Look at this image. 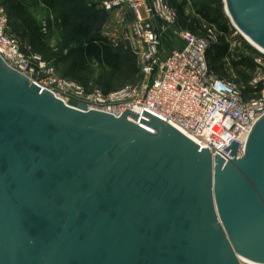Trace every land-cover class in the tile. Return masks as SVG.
Masks as SVG:
<instances>
[{"label": "water", "instance_id": "95a60500", "mask_svg": "<svg viewBox=\"0 0 264 264\" xmlns=\"http://www.w3.org/2000/svg\"><path fill=\"white\" fill-rule=\"evenodd\" d=\"M264 49V0H223ZM224 161L142 111L64 101L0 56V264H264V115Z\"/></svg>", "mask_w": 264, "mask_h": 264}, {"label": "built area", "instance_id": "2783aa9c", "mask_svg": "<svg viewBox=\"0 0 264 264\" xmlns=\"http://www.w3.org/2000/svg\"><path fill=\"white\" fill-rule=\"evenodd\" d=\"M127 3L135 18L125 30L137 56L138 68L147 83L143 89H120L95 96L89 104L81 93L70 98L88 109L102 110L120 116L125 109L139 115L146 111L182 131L200 147H208L212 156L227 161L232 158L227 148L234 140L241 156L248 135L256 121L264 115V95L245 98L234 85L223 83L210 74L206 52L209 38L178 29L183 46L166 51L162 38L174 24V11L168 0H105L106 9H116ZM20 42L9 34L6 19L0 16V56L13 69L30 81L56 92H65L69 84L56 75L54 66L38 55H29ZM68 88V89H67ZM69 99V100H70ZM241 264H259L242 259Z\"/></svg>", "mask_w": 264, "mask_h": 264}, {"label": "rangeland", "instance_id": "374dc122", "mask_svg": "<svg viewBox=\"0 0 264 264\" xmlns=\"http://www.w3.org/2000/svg\"><path fill=\"white\" fill-rule=\"evenodd\" d=\"M49 1V4H48ZM54 1V2H52ZM174 11L175 21L162 38L165 50H171L183 46V41L178 35L177 20L179 18L178 6H181L185 15L191 16L194 21L191 23L195 34L209 38V53H206V60L210 74L219 82L234 85L237 90H245V84L237 82L236 68L233 61L243 54L254 58L258 64L249 87L255 89L258 83L261 84L259 91H250L245 98H258L264 95V54L254 48L242 35L240 30L232 23L225 12L223 0H168ZM90 0H0V16L6 19L7 31L13 35L29 55H38L43 60L54 66L56 75L69 84L65 92H56L67 101L77 93H81L80 99L83 102H94L95 96L103 95L120 89H143L147 83L138 68L137 56L130 43L123 37L126 28L131 25L135 18V12L127 3L120 6L119 10L103 9L95 12ZM11 5H18L12 10ZM203 5L212 16L222 15L217 23L227 26V32L219 30L216 24L208 23L198 12ZM66 11L70 13L71 21L88 23L93 18L96 33L105 38L113 51L122 54V61L117 69L108 65L99 64L93 56L85 57L79 52V44L72 41L66 35L65 29L61 26L59 13ZM101 12V13H100ZM91 15V16H89ZM36 26L39 29L40 41L33 38L30 28ZM94 32V33H95ZM223 47L227 48V55L214 61L215 54H218ZM38 49H42L41 53ZM222 67L221 70L217 69ZM138 68V69H137ZM239 69V68H238ZM241 69V68H240ZM246 71V70H245ZM247 72V71H246ZM248 73V72H247ZM109 85V91L105 92V86Z\"/></svg>", "mask_w": 264, "mask_h": 264}, {"label": "trees", "instance_id": "16d2710c", "mask_svg": "<svg viewBox=\"0 0 264 264\" xmlns=\"http://www.w3.org/2000/svg\"><path fill=\"white\" fill-rule=\"evenodd\" d=\"M54 2V1H52ZM49 4V1H48ZM18 5H11L12 10L16 9ZM90 12L93 14L92 16H96L97 12L100 11L99 9H95V12L92 11V7L89 8ZM179 10V18L177 20V26L180 29H186L191 32H195L194 29L191 26V23L194 21V19L189 16L185 15L184 12L181 9V6H178ZM198 12L204 17V19L211 24H216V26L219 27V30L223 32H227V26L226 25H220L217 23L218 19L222 17V15L218 16H212L209 12H207V7L203 5L202 8L198 9ZM101 13V12H100ZM61 22V26L65 29L66 36L71 39L72 41L78 42L79 46V52L81 55L88 57L93 56L99 64L108 65L114 69H117L122 61V54L117 51H113V49L110 47V45L106 42L105 38H102L97 35L95 32L97 27L95 26V20L91 18V21L88 23L78 22L74 24L71 21L70 13L66 11H62L58 14ZM91 16V15H89ZM30 32L33 36L31 43L34 41L39 42L40 41V34L38 27L33 26L30 28ZM95 32V33H94ZM24 50V49H23ZM41 53H43L42 49H38ZM210 49L207 54L209 53ZM227 48L223 47L222 50L219 51L218 54H215L214 61H217L221 57H224L227 55ZM237 61H233V65L236 68V74L239 79H237V82H241L242 84H245V90L243 91L244 96L245 94H248L250 91H259L261 88V84L258 83L257 87L255 89H251L249 87V82L252 79V73L255 72V69L258 67V64L254 61V58L247 56V55H239ZM222 67L218 66V70H221ZM239 68V69H238ZM241 68V69H240ZM138 69V68H137ZM248 72H246V71ZM221 73L222 70H221ZM224 74V73H223ZM110 87L109 85L105 86L104 91H109Z\"/></svg>", "mask_w": 264, "mask_h": 264}, {"label": "bare ground", "instance_id": "6f19581e", "mask_svg": "<svg viewBox=\"0 0 264 264\" xmlns=\"http://www.w3.org/2000/svg\"><path fill=\"white\" fill-rule=\"evenodd\" d=\"M239 30V29H238ZM241 32V31H240ZM242 33V35L249 41V43L254 47V48H256L258 51H260L261 53H263L264 54V49L263 48H261L260 46H258L257 44H255L248 36H246L243 32H241ZM217 86L218 87H225V85L223 84V83H220V82H218L217 83Z\"/></svg>", "mask_w": 264, "mask_h": 264}, {"label": "crops", "instance_id": "0c3cea01", "mask_svg": "<svg viewBox=\"0 0 264 264\" xmlns=\"http://www.w3.org/2000/svg\"><path fill=\"white\" fill-rule=\"evenodd\" d=\"M103 1H105V0H90V3L94 6L95 9H97V10L99 9V10H100V9H103V8H102V5H101V7H100V6L98 7V5H99V4H102ZM91 4H90V5H91ZM116 10H119V8H116L115 11H116ZM176 48H177V47H176ZM174 49H175V48H174ZM171 50H173V49H171ZM171 50H167V51H171Z\"/></svg>", "mask_w": 264, "mask_h": 264}]
</instances>
